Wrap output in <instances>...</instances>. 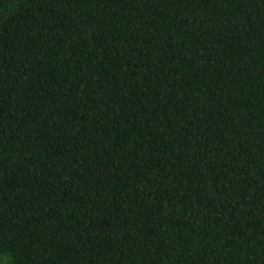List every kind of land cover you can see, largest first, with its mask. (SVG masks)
<instances>
[{
  "label": "trees",
  "instance_id": "16d2710c",
  "mask_svg": "<svg viewBox=\"0 0 264 264\" xmlns=\"http://www.w3.org/2000/svg\"><path fill=\"white\" fill-rule=\"evenodd\" d=\"M6 264H264V0H0Z\"/></svg>",
  "mask_w": 264,
  "mask_h": 264
},
{
  "label": "rangeland",
  "instance_id": "374dc122",
  "mask_svg": "<svg viewBox=\"0 0 264 264\" xmlns=\"http://www.w3.org/2000/svg\"><path fill=\"white\" fill-rule=\"evenodd\" d=\"M7 262V256L0 254V264H6Z\"/></svg>",
  "mask_w": 264,
  "mask_h": 264
}]
</instances>
